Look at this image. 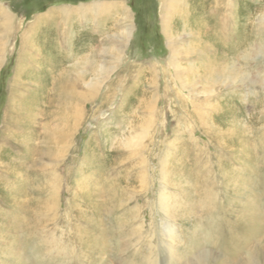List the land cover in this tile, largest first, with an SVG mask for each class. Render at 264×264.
Returning <instances> with one entry per match:
<instances>
[{"label": "rangeland", "instance_id": "1", "mask_svg": "<svg viewBox=\"0 0 264 264\" xmlns=\"http://www.w3.org/2000/svg\"><path fill=\"white\" fill-rule=\"evenodd\" d=\"M104 3H123L122 7L132 11L130 20L135 22L131 44L125 48L118 63L103 56L97 58L95 63L109 67L108 77L102 80L103 89L99 86L83 99L78 110L75 109L81 118L77 125L73 121L76 127H72L68 124V120L72 124L71 118L68 119L72 112L59 94V81L64 70L72 72L76 63L73 55L83 58L93 45H101L100 53L104 55V48L113 45L111 35L122 28L126 17L124 12L116 16L112 15L114 11L103 9V14L97 15L98 9L95 12L89 10L90 6ZM161 6L162 0H0V213L6 218L1 222L3 217H0V228L20 208L22 215L26 214L21 215L23 221L31 220V225L39 227L41 234L36 233L34 238L40 235L47 243L56 239L65 246H72L74 258L70 264H147L142 257L150 255L152 250L156 264H167L169 252L161 234L163 215L154 203L165 176L161 171L164 159L173 175H167L163 182H172L171 177L174 183L180 182L177 188L166 183L171 193L181 195V188H184L195 192L198 199H203L206 193L214 196L218 208L216 216L224 228L221 233L224 241L231 235L229 221H238L255 190L260 191V195L264 191V57L255 58L257 46L264 47V23L260 22L264 19V0H236L231 22L223 25L226 32L230 26L240 29L250 43L247 51L254 53L253 57L250 55L243 60L240 49L227 52V57L232 58L231 63L238 64L240 67H236L247 75V80L229 86L225 82H213L212 70L219 68V64L211 60H217L215 48H205L214 44L208 43L211 37L196 33L192 28L194 23L189 19L183 27L181 17L185 16L180 14L172 18L171 24L167 19L165 30ZM56 8L74 11L80 8L82 14H74V19L68 22L62 13L53 12ZM200 10L195 11L198 14ZM3 11L13 17L12 27L6 25L1 15ZM84 13L89 14L85 16ZM212 13L205 14V19L215 20V13ZM243 16L246 20L248 17L246 22ZM34 28L42 31L36 42L31 41L36 36L31 34ZM226 32L223 34L225 39L228 37ZM86 44L90 46L85 48ZM221 45L218 43L220 48ZM174 50L178 51L173 55ZM54 51L65 57L55 55L47 59L46 55ZM220 54L223 56L221 50ZM188 66H192L194 78L199 76L195 78L200 84L195 91L184 86L183 69ZM89 75L92 80L94 74ZM86 88L84 85L72 90L76 95L88 93ZM123 96L124 106L134 103L135 109L130 112L123 108L122 112L115 113L121 108ZM11 98L17 102L24 100L21 112L17 111L16 104L9 105ZM32 108L37 109L36 113L31 112ZM235 115L241 119L236 120ZM28 116H33L32 127H36L39 135L32 139V151L28 150L31 147L27 145L29 127L24 122ZM65 131L71 134V146L66 151L62 150ZM129 140L132 145H127ZM52 147L55 150L49 152ZM10 156L15 164H20L10 166ZM228 164L237 175L234 184L227 183V175L221 169ZM17 178H20L24 192L16 196L19 203L14 207L16 193L8 184L15 183ZM144 179L146 185H142ZM244 179L253 181V184H247L245 196L239 187ZM80 182L91 183V190L82 192ZM148 185L153 187L146 191ZM256 186L258 188L254 189ZM107 188L111 195L107 194ZM58 189L59 197L52 201L54 211L50 212L43 201L48 195L53 200ZM115 193L114 200H109ZM262 194L264 196V192ZM87 195L94 202H102V207L98 210L90 205ZM181 201L190 203L188 196L181 195ZM263 202L261 208H264ZM130 208L136 213L131 215ZM201 210L205 213L207 204L199 202L193 206V213L186 214L190 217L185 222L179 219L173 223L178 237L186 243L178 248H189L192 241L187 236L195 229V220L204 216ZM201 224L202 230L207 227L205 231L210 228L214 231L213 223L210 225L205 220ZM78 229L91 231L99 245L89 249L83 247ZM8 233L7 240L15 236ZM3 241H0V249L7 248L8 244ZM203 246L208 264H242L246 257L241 252L237 259L232 258L223 243H204ZM248 250L259 264H264V231L251 238ZM192 255L189 257L194 261Z\"/></svg>", "mask_w": 264, "mask_h": 264}, {"label": "bare ground", "instance_id": "2", "mask_svg": "<svg viewBox=\"0 0 264 264\" xmlns=\"http://www.w3.org/2000/svg\"><path fill=\"white\" fill-rule=\"evenodd\" d=\"M235 3H236V0H192V1L191 0H162V6H161V9H162L161 10V14H162V18L164 20L162 22L164 23L163 27H164L165 30H166V25H167V19H168V22L171 24V22L174 21V20H172V18L174 19L176 14H180L181 16H185V17H181V22L183 23V25H182L183 27L186 26V25L184 26L185 20L189 19V21H192L194 23V25H193L194 27H192V28H193V30L196 33L198 32V34H200L202 37H204V36L205 37H209V36L211 37V39L208 41V43L209 42L212 43V44L214 43L213 45L205 46V44L204 43L203 44H204L206 49L212 50V49L215 48V52H216L215 54H216V57H217L218 61L215 58H212L211 60L213 62H216L217 64H219V68H216L215 70L214 69L212 70V72L214 71V74L212 76L213 77V82L214 83H219V82L223 83V82H225V84L227 83V86H229V85H231V84H233L235 82H240V81L247 80V75L243 71L239 70L236 67V66H239V65L236 63L237 65L234 66L233 63H231L232 58L231 57H229V58L227 57V55H226V54H228L227 52L235 50L234 48H238V49H240L241 55H243V60H244V58L246 59L250 55L252 56L254 54L253 52H251V50L249 52L247 51V49L250 46L249 45L250 43L248 44L246 39H244L242 32L239 31L240 29L235 30V27L231 28V26H230V27L227 28V32H226V30L223 31L224 30L223 29V25L226 22L227 23L231 22V20H232V17L234 15V14H232V9H233ZM122 5H123V3H122ZM122 5L120 3H113L112 5L104 3V5L103 4H96V5L92 6V7L91 6L89 7V10L91 12H95V9H98L97 15L103 14L101 11H105L103 9H106L107 12L108 11L109 12L114 11L112 13V15H116V16H119L121 13L124 12L123 13L124 17L125 16L126 17L124 18L125 19L124 23L121 26L122 28H120L119 31H117V33L115 35H111V39L110 40H112L113 45H111V47L108 46V47L104 48V52H105L104 55L100 53V48L99 47H102L101 45H99V46H94L93 45V46L89 47V49L87 51L88 55L84 56L83 58L80 57V56H79L80 58H78L76 54L73 55V58H75L76 63L73 64L72 72L70 70H68V69H66V71L64 70V76L62 77V80L59 81V82H61V89L59 90L60 91L59 94L62 95L63 102L66 103L67 106H69L68 108L66 106V108L69 109L72 112V115L70 117L68 116V119L71 118V120H72V124H71V122L69 120H68V124L70 126L72 125V127L73 126L76 127L75 125H77L78 120L81 118V114H78L79 112L76 113L75 109L78 110V107L84 101L83 99H87L89 94L92 95L93 91L97 90L99 86H100V90L103 89L104 85H103V81L102 80H103V78L106 79L108 77L106 75H107V72H108L107 69L109 67H106L105 65H104L105 67H103V66H100L99 64L95 63L97 58L103 56L105 58H108L109 60H112L111 62H113V63H118L122 59V55L124 54L125 48L128 46V44H131V40L130 39H131L132 34H133L132 31L134 30V23H133L134 20L133 21L130 20V16L132 17V11L130 10V8L129 9H128V7L126 8V6L122 7ZM111 8L115 9V10H111ZM197 8L201 9L198 14H197V11H195V10H197ZM53 12L62 13L63 14L62 16H64V20L68 21V22H70V21H72L74 19V14H76L77 16L79 15V13L82 14V12L80 11V8L75 10V11L71 10V9H67V8H56V9H53ZM189 12L191 14L187 18L186 16H187V14ZM212 12L215 13L214 14L215 15V20L205 19V17H204V16H206L205 14L212 13ZM84 14H85V16H87L89 13H84ZM240 14L243 15V13H240ZM1 15H3L4 19L6 20V25H8L9 27H12L13 23H14L12 21L13 17L6 11H3ZM245 18L246 17H244V19H243L244 22H246L248 20V17H247V20ZM99 19H101V18H99ZM237 19H239V17ZM210 22H212L211 25L209 24ZM260 22L264 23V19L263 18L260 19ZM229 28H231V30H229ZM38 30L39 29L35 30V28L32 29L31 34H33V33L36 34L34 39L32 37V40H31L32 42H36L38 36L40 35L39 32H42V31H38ZM167 30L170 31V28L167 29ZM224 32H226V34L228 36L226 39L223 37V34H225ZM176 33H178V32H176ZM175 40H176V38H175ZM191 40H193V38ZM191 42L194 43V41H191ZM217 42L220 45L222 44L221 48L218 46ZM232 42L234 43L235 47H233V43ZM170 43H168V44H170ZM216 43H217V45H216ZM199 44H197V45H199ZM240 45H242V47H240ZM34 46H36V45H34ZM88 46H90V45L89 44L84 45L85 48L88 47ZM193 46H191V47L194 50ZM200 46L202 47V45H200ZM258 46L256 48V52L255 53H257V54L255 55L256 56L255 58L264 57V47H262V46L258 47ZM191 47H189V48L191 49ZM246 47H247V49H246ZM95 48L98 49V51L94 50ZM220 50L223 53V56L220 54ZM177 51L174 50L173 55ZM180 52L182 54L181 50H180ZM215 54H213V55H215ZM55 55L65 57L59 51H56V52L54 51V53L51 52V54L50 55H46V57L48 59L50 56L54 57ZM71 56H72V54H70V57ZM195 56H197V55H195ZM226 59H227V61H229L227 64H226V62H227ZM171 61H172V59H171ZM238 62H239V59H238ZM190 65H192V64H190ZM204 65H206V64H204ZM152 69H153V67H152ZM195 70H196V68H195ZM113 71L114 70H112V72ZM208 71H209V69H208ZM65 72H67V74H65ZM89 73L90 74H94L93 77L91 78L92 80L89 79L90 78ZM142 73L145 74L143 71H142ZM179 73H180V71H179ZM183 73H184V77H185V79L183 80L184 81V86L188 87L189 89H191V91H195V89H199V85L200 84L198 85L199 82H196V80H195L196 77L194 78L192 66H188V67L184 68L183 69ZM205 79H206V77H205ZM210 79H211V77H210ZM199 80H197V81H199ZM206 81H208V80H206ZM39 83H40V81H39ZM208 83L210 85L209 81H208ZM242 84L243 83H241V85ZM84 85L87 86L88 89L87 88L86 89L88 90V93L78 92L75 95L72 89L74 87H80V86L84 87ZM235 89H237V88H235ZM87 90H86V92H87ZM100 90H99V92H100ZM167 91H168V89H167ZM176 95H178V94H176ZM179 98H180V96H179ZM11 99H10L11 103L9 105L16 104V106L18 107L17 111L21 112L23 107H24V105H23V101L24 100L17 102V100L15 98H11ZM20 100H22V98ZM179 101H180V99H179ZM124 105H125V97L123 96L122 97L121 108L115 110V113L122 112L123 108H125L126 111H130V112L134 111V109H135V104L134 103H132L130 105H127L126 107ZM218 106H219V104H218ZM32 110H33V111H31L32 113H36V111H37V109H35V108H32ZM69 110H68V112H69ZM73 110H74V112H73ZM211 110H212V108H211ZM198 113H199V111H198ZM228 113H231V112H228ZM70 114L71 113H69V115ZM226 115H227V113H226ZM236 116L237 115H235V117ZM35 117H36V115H34V118ZM238 118L241 119L240 116L236 117L235 119L237 120ZM205 119L207 120L208 118H205ZM73 121H76L75 125L73 124ZM219 121L221 122L220 119H219ZM219 121L217 120V122H219ZM240 121H238V122H240ZM24 122L26 123V126L29 127V132H28L29 138L27 139V145H28V147H29V145L31 147H29L28 150L32 151L34 149L33 148V144H32V139L35 138L36 134H37V136H39V135H38V132L36 130V127L35 128L32 127L33 116L32 117L28 116L24 120ZM236 125L238 126L239 123H237ZM222 130H223V128H222ZM226 131H227V129H226ZM208 132H210V131H208ZM219 132H221V131H219ZM70 133H72V132H70ZM221 134H222V132H221ZM70 135L71 134L68 135V131L64 132V134H63V140L64 141H63V145H62L63 146L62 150L65 149V151H66L71 146L70 145V143H71ZM49 136H48V138H50ZM88 144H89V142H88ZM127 145H132L130 140L127 142ZM54 150H55V148L52 147V148L49 149V152H52ZM251 158H252V156H251ZM8 160H9L8 164L10 166H14L15 165V167H16V166H18L20 164L19 162L15 164L14 163V158H11V156H10V158ZM164 162H165V164H164L163 170H161L162 171V175L163 174L165 175V176H163V181H164V178L167 175L169 177V175L172 174V172H173L171 167H170V165L167 163L166 159H164ZM245 167H247V166L245 165ZM221 169L227 175V177H226L227 178V183L234 184L233 180L235 181L237 179V177H236L237 175H236L235 170H232L233 168L229 167V164H228V167L224 165V166L221 167ZM242 173L246 174V171L242 170ZM251 175H250V177H251ZM170 180H172L173 183L172 182H167V181L166 182H163V181L161 182L162 186H161L160 194L156 197V202H154L155 206H159V209L161 210V213L163 215V218H162V222L163 223H162V227H161V234L164 235V238H165V239H163V240H165V249H166V251L169 252V258H168L169 261L167 262V264H208V261H209L208 260V256L205 255V253H204V251H205V248L203 246L204 243L212 244V245H220L221 243H223V244H225L227 246V248H229V251H230V253L232 255V258L236 257V259H237L238 255L241 252L245 253L247 258L245 257L242 260V262H241L242 264H259V261H256L255 258H254L255 255H252V254L248 253V251H250V250H248V248H249V245H250V242H251V238L253 236L255 237V236L259 235L261 232L264 231V208H261V202L264 201V196L262 194L264 191L263 192L261 191V195H260V191L257 192V190H255L254 191V192H256L255 195L250 196L251 200H250L249 203H247L245 205V209L242 211L243 213H241L238 221L236 223H233V222L229 221V225L231 226V231H230L231 235H229L228 238L226 237V240L224 241L223 240V236H221L222 230L224 228L223 229L221 228L220 225H222V224L220 223L218 217L216 216V212L218 211L217 210L218 208L216 209V206H215V203H214V200H215L214 196L212 194H209V193L205 192L206 194L204 196H202L203 199H198L197 196L195 195V192H192V190H186V189L184 190V188H181L182 189L181 190L182 191L181 195L183 197L184 196H188V198L190 199V203L188 202L189 204L184 203L183 201H181V195L179 193H176V194L171 193L167 189L168 185L166 184V183H168L169 185L177 188L179 186L180 182H177V183L175 182L174 183V180H173L172 177H171ZM251 183L253 184L252 180L248 181V180L244 179V180L240 181L239 187H240L241 191L244 192V196L247 195L246 192H245L246 188H247V184L249 185ZM90 184L91 183H88V184H86V183L82 184L81 183L80 186H82V189H81L82 192H87V191L89 192L91 190V189H89V187L91 186ZM8 185H10L11 191L16 193L15 194V200L17 202H15L13 204V206L15 207V206H17V203H19V200L16 199L18 197H16V196L21 195L20 193L24 192V191L21 190L22 183L20 181V178H17L15 183L8 184ZM142 185H146L145 179L142 181ZM60 186H59V189H60ZM151 186L150 185L145 186V187H147L146 191L149 190L148 187H151ZM233 187H235V185ZM256 188H258V187L257 186L254 187V189H256ZM59 189L56 192L57 195L55 196V198L53 200H52V196L48 195L43 201L44 206L47 207L48 210L50 209V212L52 211L51 208L53 206L52 205V201L56 200V198H57V196L59 194ZM87 189H89V190H87ZM106 190H107V194H109L108 191L110 192V188H107ZM114 190H115V188H114ZM111 194L112 193H110L109 195H111ZM89 195H87L85 197H87L88 201L91 203L90 205H92V206L94 205V207H96L99 210L102 207V202H94L95 200L94 199L91 200L89 198ZM116 196H117V194L115 193V194H113V196H109L108 199L109 200H112V199L114 200V197H116ZM107 197H108V195H107ZM236 199H238V198H236ZM240 199H244V198H240ZM199 202H203L204 204H207V210H206L205 213H204V211L201 210L204 213V216L202 218L199 217V219H196L194 217V219H196L195 222H194L195 223L194 224L195 225V229L193 231L190 230V232H189V234L187 236L192 241L191 244L189 245V248L180 249V248H178L179 247L178 245L182 244V247H184V244H186V243L182 242V240L178 237L177 233L175 232V226L173 225V223L175 222V220L177 221L179 219L181 221L185 222V219L187 217L188 218L190 217V216H187L186 214L187 213H189V214L193 213V206L194 205L196 206V204L198 205ZM244 202H246V201H244ZM241 204H243V203H241ZM22 207H23V205H22ZM204 210H205V208H204ZM22 211H21L20 208H17V212L12 214L13 218L11 220H8L7 224L0 228V241L4 240L8 244L7 245L8 249L7 248L0 249V264H35L33 262H37L36 264H70L72 262V258H74L73 257L74 250H73L72 246L71 245L65 246V245L61 244V242L57 241L56 239H55V241H49V243H47V241L45 239L41 238L40 235L37 236L36 238H34L36 236L35 235L36 233L37 234H41V232L38 231L39 227L36 226V225L34 226V224L31 225L32 221L29 219L30 217L28 218V220H30L28 223L24 222L22 218L26 214H24V216H23L22 215L23 214ZM128 212L131 215H133V214L136 213V210L134 208L133 209L130 208V211H128ZM2 214L0 213V217H3L4 219L2 218L1 222L3 220H6L5 216H2ZM42 214H43V212H42ZM21 215L23 217H21ZM96 215H98L97 211H96ZM95 220L96 219H94V221ZM205 220L207 222H209L210 225H212V223L214 224V231L213 232H211V230H210L211 228L209 230L205 231L206 229H208L207 227H206L205 230H204L205 227L203 228L204 231L202 230L201 222H203ZM23 226H24V228H23ZM208 227H209V225H208ZM227 229H229V228H227ZM16 230H17V232L14 233V231H16ZM8 231L10 232V234L11 233L15 234V236L13 238H11V239L9 238L10 240L6 239V236L9 235ZM244 231H245V233H244ZM23 234H25V237H24ZM78 234H80V237H78V238L81 239V241L83 243V247L86 246V248L89 249L91 247H95V246L99 245V241L97 242L96 236H94V234L91 231L78 229ZM227 234H228V232H227ZM241 234H243L244 236L241 235ZM72 238L74 239V237H72ZM72 238H70V239H72ZM190 239H188V240H190ZM221 239H222L223 242L221 241ZM103 244H105V242H103ZM106 245H107V243H106ZM186 246H188V245H186ZM189 253L193 254L192 256H195V260L194 261L191 260V258L189 257V255H190ZM61 254H64V256L61 255ZM153 254H154V251L152 250L150 255L143 256L142 260L145 261V263H147V264H156L155 260L153 259ZM191 261H193V262H191ZM136 264H138V263H136Z\"/></svg>", "mask_w": 264, "mask_h": 264}]
</instances>
